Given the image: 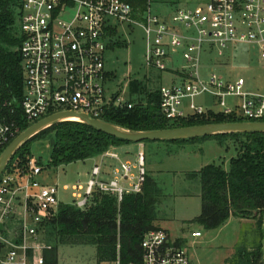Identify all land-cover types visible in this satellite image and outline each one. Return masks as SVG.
I'll use <instances>...</instances> for the list:
<instances>
[{"label":"built area","instance_id":"obj_1","mask_svg":"<svg viewBox=\"0 0 264 264\" xmlns=\"http://www.w3.org/2000/svg\"><path fill=\"white\" fill-rule=\"evenodd\" d=\"M138 14L143 19L145 65L158 72L172 71L182 81L159 90L161 109L169 121L188 118L183 109L187 99L193 114L203 115V108L193 100L209 93L225 108L227 96L241 98L239 113L227 108L224 114L264 123V92H247L244 78L224 80L213 74L206 81L199 74L203 54L223 57L226 50L239 45L256 49L264 61V0H210L194 9L176 8L168 17L153 15L151 0H22L19 52L24 92L19 107L24 121L31 126L49 116L73 112L105 122L111 108L126 105L106 93V29L115 26L114 21L131 23ZM171 64L173 70H169ZM14 105L5 103L0 110ZM72 120L77 119L67 122ZM24 131L18 123L1 119L0 155ZM99 158L88 182L72 187L74 206L86 209L96 193L121 203L126 195L143 192L147 177L143 151L134 162L122 160L112 150ZM107 159L118 163L109 179L103 169ZM42 172L43 167L32 158L27 170L13 168L0 178V264L44 263L36 257L35 246L10 243L2 230L5 219L23 208L21 236L36 240L37 228L57 212L59 190L39 182ZM201 236L192 233L194 238ZM176 242L164 230L150 231L140 243V260L128 264H192L188 252ZM116 264H121L120 257Z\"/></svg>","mask_w":264,"mask_h":264},{"label":"trees","instance_id":"obj_2","mask_svg":"<svg viewBox=\"0 0 264 264\" xmlns=\"http://www.w3.org/2000/svg\"><path fill=\"white\" fill-rule=\"evenodd\" d=\"M22 0H0V106L16 103L12 108L0 110V120L16 122L21 129L30 126L24 121L19 102L24 92L22 58L19 48L20 8ZM144 4H142V11ZM114 26L106 29L110 37ZM116 27V26H115ZM17 49V51H13ZM107 51L109 42L107 41ZM108 80V72L106 75ZM108 82V81H107ZM131 96L144 95L146 105H121L111 108L104 121L132 131H156L191 127L215 123L244 122L232 115L210 117L190 116L177 121H169L161 109V94L151 91L148 84L136 81L130 86ZM201 116V115H200ZM51 139V151L46 167L57 169L76 162L99 158L110 149L132 144L112 137L80 122H64L52 126L28 141L7 167L27 170L32 157L33 143ZM216 139L221 145L227 140L239 141L237 156L230 161L229 169L211 164L193 174L201 180V215L197 223L207 230L224 226L230 218L257 220L260 241L253 248H239L234 264H264L263 260V218H264V133L228 134L205 137L181 142ZM37 164L44 167L42 159ZM148 175L141 194L126 195L121 203L115 197L96 193L89 206L81 210L74 205L61 204L52 225L57 229L61 244H87L97 247L100 263L121 264L138 262L141 258L140 243L150 231L161 230L154 225L155 198L149 188ZM177 245L181 242L177 240ZM32 254V251H29ZM44 264H59L58 249L43 250Z\"/></svg>","mask_w":264,"mask_h":264},{"label":"rangeland","instance_id":"obj_3","mask_svg":"<svg viewBox=\"0 0 264 264\" xmlns=\"http://www.w3.org/2000/svg\"><path fill=\"white\" fill-rule=\"evenodd\" d=\"M210 0H151L153 15L168 17L176 8L194 9ZM142 13V12H141ZM133 22L115 25L108 36L109 51L106 52L105 68L108 72L106 93L110 98L127 104L145 106L144 95L131 96L130 86L136 81L146 82L151 91H159L161 87H172L182 82L172 71L158 72L145 65V36L141 26L142 15H134ZM14 52L17 49L13 50ZM212 59V61H210ZM182 63V62H181ZM169 65V70L175 68ZM199 74L204 80L209 75H217L224 80L244 78L246 91L250 93L264 92V61L256 49L247 45L226 50L223 57L218 55H202ZM193 103L203 108V115H224L225 109L238 112L241 98L227 96L226 108L213 95L204 93L194 98ZM191 100L184 101L183 109L187 117L197 116L190 110ZM142 145V148H141ZM239 141L227 140L223 145L216 139L197 140V142L181 141H145L124 145L117 151L128 153L135 161L139 151L146 157V170L149 188L154 195V225L170 235L172 241H180L188 252L192 264H234L239 248L253 250L260 241L257 220L230 218L221 228L207 230L197 223L201 215V180L193 174L205 166L217 164L225 170L230 161L237 156ZM113 149V148H112ZM110 149V150H112ZM51 151V139L36 141L32 147V157L37 162L43 160V172L39 182L44 186L57 187L61 204L74 205L72 187L77 183L86 184L89 173L97 162L96 158L85 162H76L57 169L46 167ZM99 162V161H98ZM108 165V164H107ZM89 178V179H88ZM80 181V182H78ZM68 186L66 189L65 187ZM58 212L37 228L38 238L24 239L21 227L24 223V210L20 208L3 222V234L7 241L16 245L35 246L36 257L43 258V250L57 247L59 264H116V262L100 263L97 247L87 244H61L58 241L57 229L52 225ZM27 222L30 220L27 218ZM200 232L199 238L192 233ZM6 249L4 252L6 253ZM44 264V263H43Z\"/></svg>","mask_w":264,"mask_h":264},{"label":"water","instance_id":"obj_4","mask_svg":"<svg viewBox=\"0 0 264 264\" xmlns=\"http://www.w3.org/2000/svg\"><path fill=\"white\" fill-rule=\"evenodd\" d=\"M74 118L78 120L74 122L84 123L105 134L132 144L143 143L145 141H186L228 134L264 133V123L255 122L215 123L156 131H132L111 123L92 120L86 115H78L73 112H65L55 114L40 120L39 122L31 125L27 130L22 132L13 140V142L0 155V178L5 173L7 167L9 166L19 149H21V147H23L28 141L54 125L67 122L68 119Z\"/></svg>","mask_w":264,"mask_h":264},{"label":"crops","instance_id":"obj_5","mask_svg":"<svg viewBox=\"0 0 264 264\" xmlns=\"http://www.w3.org/2000/svg\"><path fill=\"white\" fill-rule=\"evenodd\" d=\"M120 148V147H119ZM119 148H116V149H112V152L113 153H117V154H119V152L117 151ZM141 148H142V145H141ZM120 155V157H121V159L122 160H124V161H127V160H129V161H132V157L128 154V153H126V154H119ZM94 159V158H93ZM96 160H97V162L94 164V166L95 165H97L99 162L98 161H100V158H96ZM108 164V165H107ZM116 165H118V163L117 162H115V161H111V160H109V159H107V160H105V166L103 167V169L108 173V174H106L105 175V178L106 179H109L111 176H112V167L113 166H116ZM94 166L92 167V170H93V168H94ZM92 170H91V172L89 173V178H90V176H91V173H92ZM88 178V179H89ZM78 182H80V181H78ZM81 183V182H80ZM82 184V183H81ZM84 185V184H83ZM68 186H66L65 187V189L67 188Z\"/></svg>","mask_w":264,"mask_h":264},{"label":"bare ground","instance_id":"obj_6","mask_svg":"<svg viewBox=\"0 0 264 264\" xmlns=\"http://www.w3.org/2000/svg\"><path fill=\"white\" fill-rule=\"evenodd\" d=\"M74 119H76V118H74ZM72 121H78V120H72Z\"/></svg>","mask_w":264,"mask_h":264}]
</instances>
